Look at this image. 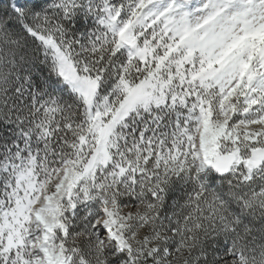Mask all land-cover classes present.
<instances>
[{
	"label": "rangeland",
	"instance_id": "rangeland-1",
	"mask_svg": "<svg viewBox=\"0 0 264 264\" xmlns=\"http://www.w3.org/2000/svg\"><path fill=\"white\" fill-rule=\"evenodd\" d=\"M24 1L11 5L21 11ZM50 1L52 16L19 23L85 119L77 124L51 90L29 98L31 111L22 88L9 93L5 68L31 73L40 60L0 18V264H137L149 228L152 241L168 242L170 262L195 264V178L205 187L211 172L264 175V0ZM60 117L67 132L50 160ZM259 185L239 198L246 211L216 193L237 225L264 209V177ZM135 189L141 199L128 201ZM246 224L235 239L264 241V223ZM226 240L212 264H247L240 251L223 258Z\"/></svg>",
	"mask_w": 264,
	"mask_h": 264
},
{
	"label": "trees",
	"instance_id": "trees-1",
	"mask_svg": "<svg viewBox=\"0 0 264 264\" xmlns=\"http://www.w3.org/2000/svg\"><path fill=\"white\" fill-rule=\"evenodd\" d=\"M11 2L12 0H0V18L11 20L12 23L7 26L6 29H10L15 33L23 34L29 40L31 45V47L24 48L26 49L25 53H32V55L38 57L40 62L36 64V69L32 70L31 73L27 72V67L17 68V71L12 67H6L5 69L7 70V75L9 78H11L10 80L13 83V86L10 87L11 89L9 90V93L16 94V90L22 88V90H24L22 97H25L22 98V106L26 111H31L33 107L31 105H27L29 98L36 94H46L45 92H50L51 90L52 93L56 92L61 103L67 104V108L70 109V111H72L74 114L76 123L79 124L83 122L85 117L83 114L82 102L78 100L73 95V93L57 89L56 81L58 80V76L55 67L42 61L44 58V56H42V47H40L36 38L32 37L27 31H25L19 23L20 18L24 17V15L28 16L30 12H35L36 14L42 12L52 16L53 12L56 10L55 8L51 7L53 6L52 1H24V6L21 11H19V9H14L11 5ZM59 15L58 18H61V21H59V27L65 30L69 29V25L64 19L66 17V10L59 9ZM19 48L20 50H24L22 47ZM13 70L14 72H18L20 70L18 73L19 75L15 74L14 77V74L12 75V73H14ZM16 76L20 77L16 78ZM27 80H29L28 84ZM48 87H51V89H48ZM58 120L59 121L54 122L50 126L52 131L50 133V137L47 139L50 141L52 149V151L47 154L50 160L58 158L56 151L59 149L63 140V133L67 132L65 129L66 121H64L62 117H60ZM142 123L143 119H138L131 125V129H135L136 127L140 128ZM2 125L3 124H1V126ZM6 137H8V133L2 132V135H0V141ZM263 177L264 175L260 177L259 175H256L253 176L249 181H244L242 179V175H240L238 172H211V183L205 187L199 183L198 178H195V192L198 191L197 197H195V223L200 225V229H198L196 233V238L202 234H205L204 230L207 231L206 233L211 235V237H208V240L202 244H199L195 238V264H212L215 258V253L223 249V246L227 245L225 244L227 238L231 241L223 258H231L234 253L240 251L241 255L244 257V261L247 264H264L263 240L235 239L236 234L238 235L237 237H239L245 232L242 230L241 226H247V222H250L253 227L259 229L260 224L264 223V209H261L258 205H256V207L249 211V215H244L247 222H242L241 224L237 225L235 223L234 207V211L232 209L230 210V206L227 209V205H223L222 202L216 200L215 197L218 190H223L233 198L232 204H237V206L241 207V211H246V208H242L243 205H241L239 198L244 194L250 195L252 192H255L260 187L259 184L261 183ZM134 192L135 193L132 195H129L127 199L128 201L141 199L142 196H140V192L136 189ZM150 197L152 196L150 195ZM206 202L210 203L211 206L207 207ZM207 216H211L212 218L215 217V220L221 216L225 217L227 219L228 227L221 226V223L218 221H213L212 225L208 222ZM260 231L262 230L260 229ZM260 231H258V235L262 233ZM152 232L153 230L149 228L140 240L144 246V249L137 264H173L168 260L164 253V249L168 242L162 239L156 242L152 241L150 239Z\"/></svg>",
	"mask_w": 264,
	"mask_h": 264
},
{
	"label": "bare ground",
	"instance_id": "bare-ground-1",
	"mask_svg": "<svg viewBox=\"0 0 264 264\" xmlns=\"http://www.w3.org/2000/svg\"><path fill=\"white\" fill-rule=\"evenodd\" d=\"M171 3H176V1H181V2H184L186 4V2L188 1H185V0H169ZM192 1H195V0H192ZM198 1V0H197ZM200 3V2H199ZM196 4V3H195Z\"/></svg>",
	"mask_w": 264,
	"mask_h": 264
},
{
	"label": "water",
	"instance_id": "water-1",
	"mask_svg": "<svg viewBox=\"0 0 264 264\" xmlns=\"http://www.w3.org/2000/svg\"><path fill=\"white\" fill-rule=\"evenodd\" d=\"M261 155L264 158V150L261 151Z\"/></svg>",
	"mask_w": 264,
	"mask_h": 264
}]
</instances>
